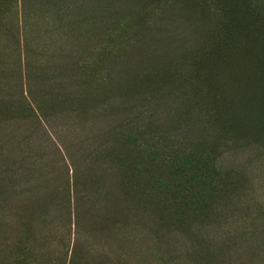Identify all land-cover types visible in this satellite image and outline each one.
Listing matches in <instances>:
<instances>
[{"label":"rangeland","instance_id":"obj_1","mask_svg":"<svg viewBox=\"0 0 264 264\" xmlns=\"http://www.w3.org/2000/svg\"><path fill=\"white\" fill-rule=\"evenodd\" d=\"M0 264H264V0H0Z\"/></svg>","mask_w":264,"mask_h":264},{"label":"trees","instance_id":"obj_2","mask_svg":"<svg viewBox=\"0 0 264 264\" xmlns=\"http://www.w3.org/2000/svg\"><path fill=\"white\" fill-rule=\"evenodd\" d=\"M86 69V71L88 70H91L92 73L95 72L96 70V67L94 64L92 65H89L88 66L84 65V67ZM172 162V161H170ZM181 173H183V171H181ZM213 174L216 175L217 174V171L214 169L213 170ZM159 179H156L154 177H152V175L150 174L149 175V183H147V190H150V192H154L153 188H155L157 191H161L165 194L168 195L169 193V188H162L164 185L161 183V180ZM194 185H196L197 187L201 188V192H196L194 189H195V186H193V184L189 187H182V188H177L175 190V193L174 194V197H177L179 198V200H174V205L177 204L178 207H175L174 209H171L169 212H171L172 210H174V214L178 215V216H184V213H183V210H188L186 211V215H191L193 216V218H196V219H203V218H206L208 219V216L205 215V209L202 208V204H205L206 202V198L207 196H205V192H204V189H205V185H206V182L204 180V178H195L194 179ZM197 180H200L198 183H197ZM156 181H158L157 183H155ZM87 199V202H90L91 200L93 201L94 199V196L90 197L89 195H87L86 197ZM147 199H148V196H147ZM152 205V203H151ZM157 205H162V209H160L161 213H159V221H164L165 218L163 216H165V212L167 211L166 210V206H167V202L163 199V201H161L159 204ZM156 205V206H157ZM168 212V213H169ZM167 213V215H169ZM161 214H163V216H161Z\"/></svg>","mask_w":264,"mask_h":264}]
</instances>
